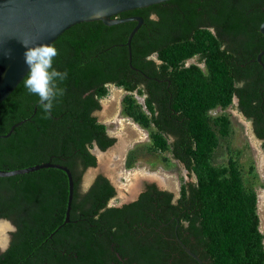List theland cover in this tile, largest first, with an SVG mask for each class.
Listing matches in <instances>:
<instances>
[{
    "label": "trees",
    "instance_id": "obj_1",
    "mask_svg": "<svg viewBox=\"0 0 264 264\" xmlns=\"http://www.w3.org/2000/svg\"><path fill=\"white\" fill-rule=\"evenodd\" d=\"M132 16L143 19L130 44L139 72L129 67L125 46L135 22H83L52 43L59 50L54 67L68 77L50 118L24 87L27 75L0 103V135L25 121L0 138V170L51 162L69 169L73 179L64 224L63 171L0 178V219L15 227L0 264H197L177 243L176 225L179 239L203 264H264L255 192L245 188L234 161L222 167L211 162L219 138L228 134V119L208 116L235 96L264 140V73L256 62L264 51V0H171L119 15ZM191 58L204 70L186 66ZM110 85L126 92L124 114L150 130L151 150L169 151L194 175L177 197L149 185L137 200L110 206L116 192L102 175L82 190L83 174L96 165L93 143L105 151L115 142L93 114ZM134 92L144 96L148 114ZM134 150L127 168L140 156Z\"/></svg>",
    "mask_w": 264,
    "mask_h": 264
},
{
    "label": "water",
    "instance_id": "obj_2",
    "mask_svg": "<svg viewBox=\"0 0 264 264\" xmlns=\"http://www.w3.org/2000/svg\"><path fill=\"white\" fill-rule=\"evenodd\" d=\"M168 1L171 0H0V103L15 90L29 72V66L25 62V52L28 48L23 42L29 46L45 43L52 44L70 27L83 22L100 21L105 26L135 22V26L127 36L125 46L128 52L129 67L139 72L131 64L130 44L133 36L142 26L143 19L140 16L120 18L119 15L124 12L147 8ZM259 31L264 36V22L261 23ZM263 55L264 51H261L256 57V62L261 66L264 73V64L261 60ZM24 122L25 121H21L14 124L11 126L9 132L5 135H0V138H8L14 129ZM115 145L116 143L108 147L105 151H101L98 146L93 143L92 149L94 150L91 153L96 158V165L88 168L87 174L91 180L89 185L98 174H102L104 177L110 179L117 193L116 184L111 177L100 169H96L95 171V168L99 167L97 152L107 153ZM45 168L59 169L67 176L68 196L64 224L68 223L73 198V179L71 172L66 167L46 162L12 171L0 170V178L23 175ZM92 172L95 174L93 173L94 175H92ZM135 181H137V183L134 192L128 195V198L117 207L137 199L139 185L142 181L153 182L154 180L142 175ZM157 186L158 189L165 190V187L158 183ZM0 222L2 224H7L12 232L15 230V227L9 221L0 219ZM176 223L178 224L177 220ZM176 229L177 225L175 227V238L182 250L193 258L197 264H203L200 258L182 243L176 233ZM9 239L5 236L3 243H0L1 251H4L8 247Z\"/></svg>",
    "mask_w": 264,
    "mask_h": 264
},
{
    "label": "rangeland",
    "instance_id": "obj_3",
    "mask_svg": "<svg viewBox=\"0 0 264 264\" xmlns=\"http://www.w3.org/2000/svg\"><path fill=\"white\" fill-rule=\"evenodd\" d=\"M189 65H196L201 70L205 68L203 63L196 61V58L188 59L186 66ZM125 95L122 89L109 86L107 96L100 101L101 109L95 113L99 123L104 125L108 134L113 136L115 141H119V143L124 141L126 147L129 146L128 153L134 149H140V156L131 168H127V159L123 160L120 183L128 185V183L136 182L135 180L144 173H153L166 178L165 190L177 197L182 184L195 181L194 175L188 174L182 165L176 163L169 151L155 152L151 150L150 130L142 128L123 112L122 100ZM133 98L142 107V110L148 114L144 106V96L134 92ZM208 116L212 120L221 117L228 119V134L219 138L211 162L216 167H222L226 166L229 160L234 161L241 171L245 188L255 192L259 231L263 235L264 245V165L261 163V157L264 156V147L254 138L250 124L242 118L236 110L235 104H231L224 109L216 107L208 112ZM168 141L170 142V139ZM93 150L91 149V152ZM96 169L98 170L99 167L95 168V171ZM87 172L88 170L83 174L82 190H86L91 181ZM93 173L92 175L95 174ZM121 192L117 189L116 196L109 202L110 206H118L128 198V194L124 190ZM11 232L9 228L6 229V238H10Z\"/></svg>",
    "mask_w": 264,
    "mask_h": 264
},
{
    "label": "clouds",
    "instance_id": "obj_4",
    "mask_svg": "<svg viewBox=\"0 0 264 264\" xmlns=\"http://www.w3.org/2000/svg\"><path fill=\"white\" fill-rule=\"evenodd\" d=\"M23 43L28 48L25 62L29 66V72L23 81L24 87L39 98L45 118H50L55 104L66 93V89L60 85L67 79L68 73L54 67L55 58L59 55L55 45L45 43L29 46Z\"/></svg>",
    "mask_w": 264,
    "mask_h": 264
},
{
    "label": "bare ground",
    "instance_id": "obj_5",
    "mask_svg": "<svg viewBox=\"0 0 264 264\" xmlns=\"http://www.w3.org/2000/svg\"><path fill=\"white\" fill-rule=\"evenodd\" d=\"M124 143V141H121L120 143L117 142L116 145L110 151H108L107 153L97 152V156L99 159V169L105 172L106 174L108 173V175L112 178L114 182L117 181L115 182L116 188L119 189L120 192H123L124 190L127 191L130 195L134 192L137 181L132 182L131 184L128 183V185H122L119 181V175L121 176V174L119 173V166L121 165L122 159L124 157V152L127 148L126 144ZM143 175L145 177H150L151 179H156L162 186L166 185V178H163V176L155 174L151 175L148 173H144ZM7 228V224L0 223V243H3V241L5 240V232Z\"/></svg>",
    "mask_w": 264,
    "mask_h": 264
},
{
    "label": "flooded vegetation",
    "instance_id": "obj_6",
    "mask_svg": "<svg viewBox=\"0 0 264 264\" xmlns=\"http://www.w3.org/2000/svg\"><path fill=\"white\" fill-rule=\"evenodd\" d=\"M110 86H113V85H110ZM109 87V86H108ZM125 94H126V92H125ZM101 103V102H100ZM231 104H235V107H236V110L239 112V114L242 116V118L245 120V121H247L249 124H250V127H251V131H252V134H253V136H254V138L259 142V144L261 145V146H263L264 147V140L263 139H260V138H258L257 136H256V134H255V131H254V127H253V123H252V121L250 120V119H248L246 116H244V114L241 112V111H239V109H238V106H239V100H238V98L237 97H233V99H232V103ZM96 112H98V111H96ZM96 112H94L93 114L95 115V113ZM96 116V115H95ZM98 119V118H97ZM99 122V121H98ZM106 133H107V135L109 136V137H111V138H114L113 136H111L110 134H108V132H107V130H106ZM115 139V138H114ZM169 139H170V141H171V138L169 137ZM119 142V141H118ZM114 143H117V141H115ZM113 143V144H114ZM126 143H127V141H126ZM128 145H127V148H126V150H125V152H124V157H123V159H122V162H123V160H126V158H127V156H128ZM125 155H127L126 157H125ZM262 159H261V163H262V165H264V160H263V156L261 157ZM174 160V159H173ZM176 163H178V164H180V165H182L180 162H178L177 160H174ZM122 162H121V165L119 166V173L121 174V176H122V170H121V166H122ZM125 162V161H124ZM183 166V165H182ZM183 168H184V166H183ZM185 169V168H184ZM121 170V171H120ZM186 170V169H185ZM149 174V173H148ZM151 174H153V173H151ZM98 175H102V174H98ZM103 176V175H102ZM121 176L119 175V178H121ZM106 178V177H105ZM148 178H150V177H148ZM95 179V178H94ZM106 179H108V178H106ZM112 179V178H111ZM109 180V182H110V179H108ZM152 180H154L153 182H149V181H142L141 182V184L139 185V194H138V196L140 195V193H142L145 189H146V187L147 186H149V185H154L157 189H158V186H157V183L158 184H160L156 179H152ZM93 182V181H92ZM110 184H111V182H110ZM112 185V184H111ZM113 186V185H112ZM115 189V188H114ZM160 190V189H159ZM167 191V190H166ZM116 192V191H115ZM125 193H127L128 195H129V193L127 192V191H125ZM138 198V197H137ZM137 200V199H136ZM135 201V200H134Z\"/></svg>",
    "mask_w": 264,
    "mask_h": 264
}]
</instances>
